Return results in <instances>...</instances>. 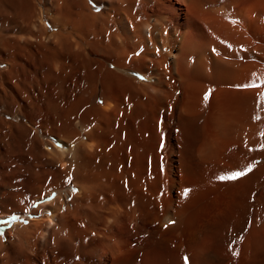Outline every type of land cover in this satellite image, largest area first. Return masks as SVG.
<instances>
[{
	"label": "bare ground",
	"instance_id": "obj_1",
	"mask_svg": "<svg viewBox=\"0 0 264 264\" xmlns=\"http://www.w3.org/2000/svg\"><path fill=\"white\" fill-rule=\"evenodd\" d=\"M0 215V264H264V0H0Z\"/></svg>",
	"mask_w": 264,
	"mask_h": 264
},
{
	"label": "rangeland",
	"instance_id": "obj_2",
	"mask_svg": "<svg viewBox=\"0 0 264 264\" xmlns=\"http://www.w3.org/2000/svg\"><path fill=\"white\" fill-rule=\"evenodd\" d=\"M51 30H52V28H50V31ZM27 219H28V217H26V216H24V217H21V216L4 217V216L0 215V237L4 236L5 230H7L8 227L12 226L14 223H17V222L18 223H27Z\"/></svg>",
	"mask_w": 264,
	"mask_h": 264
},
{
	"label": "snow or ice",
	"instance_id": "obj_3",
	"mask_svg": "<svg viewBox=\"0 0 264 264\" xmlns=\"http://www.w3.org/2000/svg\"><path fill=\"white\" fill-rule=\"evenodd\" d=\"M251 169H249L250 171ZM246 173L245 172H242V171H238V172H234L231 176L227 177V179H231V180H235V179H238L240 178L241 176L245 175ZM223 179V178H222ZM188 191L189 190H185V193L184 195L187 196L188 194ZM233 255H237L236 252L233 253ZM185 264H188V259L185 258Z\"/></svg>",
	"mask_w": 264,
	"mask_h": 264
},
{
	"label": "trees",
	"instance_id": "obj_4",
	"mask_svg": "<svg viewBox=\"0 0 264 264\" xmlns=\"http://www.w3.org/2000/svg\"><path fill=\"white\" fill-rule=\"evenodd\" d=\"M15 222H16V221H15ZM13 223H14V222H13ZM13 223H12V224H13Z\"/></svg>",
	"mask_w": 264,
	"mask_h": 264
}]
</instances>
